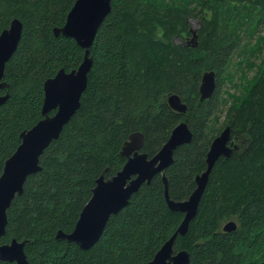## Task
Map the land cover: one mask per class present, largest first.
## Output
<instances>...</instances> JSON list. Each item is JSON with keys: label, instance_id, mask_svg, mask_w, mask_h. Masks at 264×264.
Instances as JSON below:
<instances>
[{"label": "trees", "instance_id": "trees-1", "mask_svg": "<svg viewBox=\"0 0 264 264\" xmlns=\"http://www.w3.org/2000/svg\"><path fill=\"white\" fill-rule=\"evenodd\" d=\"M74 1L0 0V32L13 18L22 22L4 68L8 87L0 89L8 93L0 104V173L20 132L42 117L44 81L82 61L72 38L53 33ZM192 20L199 22L194 47L183 43ZM89 54L80 105L12 199L0 243L24 241L28 264H147L183 217L167 207L161 173L109 216L89 248L55 235L73 229L95 180L122 167L120 149L131 133H142L140 150L151 157L185 121L191 139L165 169L171 199L193 191L209 145L225 126L233 150L214 162L174 252L187 250L189 264H264V0H111ZM205 70L215 72L216 84L200 100ZM225 83L234 92L222 89ZM172 93L186 104L183 113L168 105ZM230 220L235 228L223 230Z\"/></svg>", "mask_w": 264, "mask_h": 264}, {"label": "water", "instance_id": "water-1", "mask_svg": "<svg viewBox=\"0 0 264 264\" xmlns=\"http://www.w3.org/2000/svg\"><path fill=\"white\" fill-rule=\"evenodd\" d=\"M111 0H75L65 22L60 27H53L55 35L72 38L83 49L82 61L76 68L66 71L60 68L43 83L42 117L30 128L20 132V142L8 156L0 173V237L4 234L7 223L6 210L15 195L22 193L27 176L41 169L39 156L44 148L58 137L63 126L80 105V97L87 84V75L91 67L90 46L95 32L110 10ZM198 22V21H197ZM199 24V22H198ZM197 27L190 26L191 35L184 40L185 45L197 44ZM22 32V22L13 18L9 26L0 32V89L8 87L3 79L4 68L15 51ZM216 84L215 72L205 70L199 84V99L208 98ZM8 93L0 94V104ZM167 103L176 112L183 113L186 104L177 94H169ZM53 111L52 113H50ZM192 133L185 121L178 122L171 130L167 140L151 157L140 149L143 135L135 131L123 142L120 154L125 157L122 167L113 175L105 178L101 174L91 190V195L82 207L73 229L66 233L57 230L55 237L76 243L81 248H89L100 237L107 219L128 204L129 198L142 183H149L153 175L161 173L163 195L167 207L179 211L183 217L174 233L165 240L147 264H189L187 250H173L177 234L186 233L188 224L196 215L197 208L207 183L209 172L219 157H228L233 145L230 141V128L225 126L211 141L205 157V169L195 176V187L184 200L169 197L165 169L173 161L174 150L190 141ZM230 220L223 225V230L235 228ZM0 259L14 264H28L24 252V241L15 238L8 243H0Z\"/></svg>", "mask_w": 264, "mask_h": 264}, {"label": "rangeland", "instance_id": "rangeland-1", "mask_svg": "<svg viewBox=\"0 0 264 264\" xmlns=\"http://www.w3.org/2000/svg\"><path fill=\"white\" fill-rule=\"evenodd\" d=\"M191 25H193V26H198V22L192 20V21H191ZM235 74H236V72H235ZM249 74L252 75L253 73L249 72ZM236 78H237V77H236ZM226 88H228L230 91H233V90L235 89L234 86H233L232 84H228V83H225V85L222 87V89H226ZM233 92H234V91H233ZM233 92H232V93H233ZM223 115H224V113H223Z\"/></svg>", "mask_w": 264, "mask_h": 264}]
</instances>
